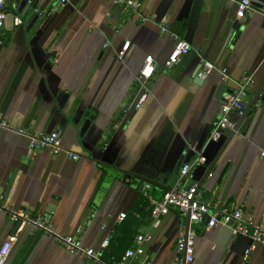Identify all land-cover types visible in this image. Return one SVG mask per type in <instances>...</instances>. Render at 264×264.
<instances>
[{
    "label": "crops",
    "instance_id": "1",
    "mask_svg": "<svg viewBox=\"0 0 264 264\" xmlns=\"http://www.w3.org/2000/svg\"><path fill=\"white\" fill-rule=\"evenodd\" d=\"M5 1L22 25L12 27L8 19L0 31V118L35 135L57 132L64 151L31 150L25 136L0 131V205L41 215L59 233L77 235L84 247L100 250L109 237L101 263L118 260L137 235L150 233L135 264H177L176 239L186 219L170 208L152 229L139 188L152 180L160 197L189 164L183 183L200 184L203 200L239 207L248 219L264 224L260 97L204 178L231 133L225 130L221 139L210 140L226 97L249 79L247 104L264 81L260 15L239 19L232 1L205 0L190 52L166 69L173 41L160 28L166 25L184 39L188 20L177 21L184 0H134L141 4L138 13L112 0H69L64 6L60 0H31L48 14L42 18L31 11L30 0ZM139 14L149 20L142 23ZM237 20L238 37L232 30ZM149 55L156 67L139 104L143 90L135 76ZM201 59L216 69L197 85ZM66 151L79 158L70 159ZM120 214L126 217L118 222ZM15 225L0 213V248L16 237L5 264H100L69 254L39 230ZM190 229L195 233L193 264H264L263 245H255L244 261L248 238L208 228L206 221Z\"/></svg>",
    "mask_w": 264,
    "mask_h": 264
},
{
    "label": "built area",
    "instance_id": "2",
    "mask_svg": "<svg viewBox=\"0 0 264 264\" xmlns=\"http://www.w3.org/2000/svg\"><path fill=\"white\" fill-rule=\"evenodd\" d=\"M236 5V17L245 18L247 15L258 14L264 19V5L255 7L251 0H230ZM69 0H60V4L64 6ZM28 6L31 11L38 17H45L46 14L39 7L33 4V1H28ZM112 3L117 7L128 8L133 13H138L141 9V4L134 0H112ZM141 22L144 23L149 20L148 16H142ZM10 20L12 27H19L22 25V18L19 15L10 13L7 10L5 0H0V31L6 29L7 21ZM162 33L168 34L173 41V49L168 59L165 62V68L169 69L177 64L180 58L187 55L190 50V44L178 34L171 30L168 26H161ZM1 45V40H0ZM108 44H104L107 47ZM129 42H126L122 49L117 53V57L122 59ZM156 64L152 56L145 57L143 64L135 76V80L140 88L143 90L142 96L139 99V104L144 102L147 97V90L145 88L146 82L152 77ZM214 64L201 59L200 69L197 77L205 79L213 70ZM221 75L224 79H228L226 69H221ZM251 81L243 79L239 84L237 91L226 97L221 106V118L213 128L210 134L211 141H218L225 130H232L236 124V120L242 116L245 111L246 103L244 96L247 93ZM260 106L261 103H258ZM233 115L235 120H231L228 116ZM9 130L14 131L21 136H25L28 140V146L31 150H47L51 154L56 155L64 148L62 146L61 137L57 132L48 134L35 135L32 132L23 128H12L9 122L0 118V131ZM67 156L72 160H77L79 157L71 152L66 151ZM264 155V154H262ZM191 166L185 164L181 167L179 179L169 190L162 193L160 197L156 196L154 186L149 182H142L139 188V193L144 202H146V210L149 212L151 218V228L155 229L160 225L161 218L169 213L170 208L177 210L181 219L189 220V225H181L176 239V262L177 264H193L195 259L194 241L195 233L190 229L192 223H199L206 221L208 228L222 227L230 230L232 236H242L250 240L251 245L244 251L243 260L246 261L254 246L257 244L264 246V224H257L254 221L244 216L241 208H226L219 206L218 203L203 200L202 193L197 184L185 185L183 179L186 178ZM0 213L7 214L9 220L19 227H29L34 230H39L43 234L51 238V240L61 246L66 252L71 255H76L90 259L92 261L101 263L102 251L108 249L110 238L106 237L100 243V250H95L91 247H84L81 245L78 236L64 235L59 233L53 226L47 223L41 215L32 216L27 214L24 210H13L6 205H0ZM126 217L125 214H120L118 222ZM152 239L150 233L139 234L135 237L134 246L126 249L118 260L112 261L109 264H135L136 260L144 255L145 245ZM16 237L10 236L7 241L0 248V264H5L8 257L9 250L15 243ZM144 264V263H138Z\"/></svg>",
    "mask_w": 264,
    "mask_h": 264
},
{
    "label": "water",
    "instance_id": "3",
    "mask_svg": "<svg viewBox=\"0 0 264 264\" xmlns=\"http://www.w3.org/2000/svg\"><path fill=\"white\" fill-rule=\"evenodd\" d=\"M251 1L255 7H260L261 5H264V0H251ZM204 3H205V0H184L183 5L180 9L177 21H181L182 19L188 20L186 34L184 36V40L187 41L188 43L191 42L193 33L195 32V30L197 28V24H198ZM239 29H240V23L237 20L234 22V24L232 26L233 32L234 31L237 32V37L239 35V33H238ZM203 81H204L203 79H200L197 76H194L195 84L201 85L203 83ZM252 86L253 85L249 86L248 91L252 89ZM259 97L261 98L262 101H264V81L261 84V86L259 87L255 96L246 104V108H245L244 113L239 118V120L235 124L234 128L231 130L230 135L225 138V140L221 144L218 152L216 153L214 158L211 160L210 164L207 166L205 173H204V178L210 175L211 169L219 161V158L221 157V155H222L225 147L227 146L229 140L234 136V134L236 132H238L239 127L241 125V122L244 120L247 112L254 106L255 102L258 100ZM226 169H227V166H225L224 169L222 170L221 174L219 175L218 181H220L223 178ZM146 181L151 183V184H156L155 182H153L152 180H149V179H147ZM199 185L200 184H198V187H199ZM186 225H187L186 227H188V225H189L188 217L186 219ZM18 226H19V224L16 223L15 228ZM224 229H226L230 233V230H228L227 228H224Z\"/></svg>",
    "mask_w": 264,
    "mask_h": 264
}]
</instances>
